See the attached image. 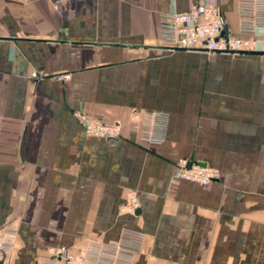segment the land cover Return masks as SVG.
<instances>
[{
	"label": "crops",
	"instance_id": "1",
	"mask_svg": "<svg viewBox=\"0 0 264 264\" xmlns=\"http://www.w3.org/2000/svg\"><path fill=\"white\" fill-rule=\"evenodd\" d=\"M197 3L238 35L237 0H0V229L18 231L2 264L125 229L144 236L133 264H264V55L164 47L162 15ZM147 112L167 115L163 142L143 139ZM181 159L219 176L181 180Z\"/></svg>",
	"mask_w": 264,
	"mask_h": 264
},
{
	"label": "built area",
	"instance_id": "2",
	"mask_svg": "<svg viewBox=\"0 0 264 264\" xmlns=\"http://www.w3.org/2000/svg\"><path fill=\"white\" fill-rule=\"evenodd\" d=\"M239 15L238 35L229 29L219 6L197 3L187 11L163 14L160 22V40L168 49L206 51L208 53L237 54L259 51L256 34L264 32V0H237ZM59 75V80L69 79ZM74 117L89 136L106 140L116 139L120 132L117 126H108L82 112L75 111ZM137 117V116H136ZM167 115L147 112L143 117V139L150 143L164 140ZM219 176L215 168L181 159L177 177L184 181L208 185ZM133 202L131 207L136 206ZM130 207V204L128 205ZM144 236L131 229L123 230L118 242L111 244L91 243L85 249H61L54 256L37 264H133L134 258L143 247ZM18 242V231L8 225L0 229V264L13 252Z\"/></svg>",
	"mask_w": 264,
	"mask_h": 264
},
{
	"label": "water",
	"instance_id": "3",
	"mask_svg": "<svg viewBox=\"0 0 264 264\" xmlns=\"http://www.w3.org/2000/svg\"><path fill=\"white\" fill-rule=\"evenodd\" d=\"M237 54H246V55H264V51H256V52H242Z\"/></svg>",
	"mask_w": 264,
	"mask_h": 264
},
{
	"label": "rangeland",
	"instance_id": "4",
	"mask_svg": "<svg viewBox=\"0 0 264 264\" xmlns=\"http://www.w3.org/2000/svg\"><path fill=\"white\" fill-rule=\"evenodd\" d=\"M210 167V166H209Z\"/></svg>",
	"mask_w": 264,
	"mask_h": 264
}]
</instances>
